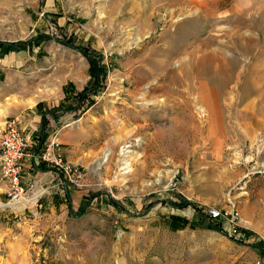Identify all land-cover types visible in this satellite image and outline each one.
<instances>
[{
  "label": "rangeland",
  "instance_id": "obj_1",
  "mask_svg": "<svg viewBox=\"0 0 264 264\" xmlns=\"http://www.w3.org/2000/svg\"><path fill=\"white\" fill-rule=\"evenodd\" d=\"M232 18L263 54L264 0H0L1 41L38 37L0 54V128L20 116L39 132L46 110L36 101L77 105L90 63L62 40L102 53L108 68L90 108L46 115L48 137L59 134L88 185H69L68 199L39 173L31 198L12 202L0 163V264H264L255 247L264 243V122L252 106L253 54H238L246 68L230 83L224 124L213 125L208 61L215 42L229 40ZM209 207L229 214L219 219L225 232L233 221L240 234L210 228L218 222ZM172 219L182 230L168 229Z\"/></svg>",
  "mask_w": 264,
  "mask_h": 264
},
{
  "label": "built area",
  "instance_id": "obj_2",
  "mask_svg": "<svg viewBox=\"0 0 264 264\" xmlns=\"http://www.w3.org/2000/svg\"><path fill=\"white\" fill-rule=\"evenodd\" d=\"M41 162L53 167L54 174L63 184L65 192L69 185L76 187L88 185L85 170L64 159L62 142L57 132L50 135L43 147L37 150V139L24 128L21 117L13 116L7 119L0 128V163L12 202L31 198L30 192L36 189V182L25 180L26 170L34 163ZM207 213L213 220L229 215L217 207H209ZM227 232L231 237L240 234L237 224L233 225V221Z\"/></svg>",
  "mask_w": 264,
  "mask_h": 264
},
{
  "label": "bare ground",
  "instance_id": "obj_3",
  "mask_svg": "<svg viewBox=\"0 0 264 264\" xmlns=\"http://www.w3.org/2000/svg\"><path fill=\"white\" fill-rule=\"evenodd\" d=\"M244 27H245L244 23L240 22L238 19L232 18L227 36V38L229 37V40L222 45H220L218 41H216L215 43L218 44L217 47H215L214 50H210V59L208 61L207 70L210 71L209 83L211 86L210 87V92H211L210 99L212 100L211 109L216 116L215 118H217L214 119L213 125L224 124V121L226 119L225 111L229 112L231 107L230 94L233 91L229 92L230 83L232 81H235L236 78L239 79L242 72L244 71V68H246L244 65V60L242 59V57H239L238 54H241V56H245L246 54L254 55L255 54L254 52L256 51V50H251L255 47V43L253 41H251L250 44L246 45L244 41L245 36L244 33L242 32ZM224 49H228V50H224ZM262 51L263 50H257L258 55L257 54L254 55L256 62L253 63V68L256 70V76L254 77L256 85L254 88H252L254 89V91H252V94L256 95V99L254 100V104L252 106L254 112L255 113L257 112V114L261 116V118L258 119L259 123L264 122L263 119L264 118V53L260 54ZM226 52L233 54V57L230 58L226 54ZM246 90H247V94H245L246 95L245 98L250 96V94H248L249 89H246L245 86H243V89L241 88V92L244 91L245 93ZM244 93L241 95H244ZM240 99L242 100L244 98H240ZM250 109L251 108H249V110ZM203 111L207 112L206 109H203ZM108 155L109 152L105 153V158Z\"/></svg>",
  "mask_w": 264,
  "mask_h": 264
},
{
  "label": "trees",
  "instance_id": "obj_4",
  "mask_svg": "<svg viewBox=\"0 0 264 264\" xmlns=\"http://www.w3.org/2000/svg\"><path fill=\"white\" fill-rule=\"evenodd\" d=\"M37 39H38V37L36 36V37H33L31 40L26 41V42L22 41V40L14 41V42H12V41H1L0 40V54L1 53L2 54H9L12 51H20V50H23L26 48H32L33 46H35L34 41ZM39 40H41V39H39ZM39 40H38V42H39ZM62 42L67 46H71V47L79 50L82 54H84L87 57V59L90 63L89 73L91 76V81L81 91L75 92L74 97H75V100L77 101L76 106H73L71 103H67L68 100L64 101V102H59L58 104H55L49 108L47 107V104L44 101H40L36 105L37 110H40L41 112H43L44 108H45L44 110H46V112H43V114H41L42 115V117H41L42 127H41L40 131L37 132L35 135V137L37 139V150H39L40 148L43 147V145L45 144V141L47 140V137H48L47 125L49 123V120H47V119H49V118H46L47 117L46 115L51 114L55 120H59L60 114H58V111L61 109L63 112L78 111V110H81V112L86 111L93 104H95L96 100H95L94 96H96L104 88L105 81H106L107 74H108V68H107L106 64L104 63V56L102 53L93 52L92 49L86 45H75L69 40H62ZM3 78H4V75H2V79ZM67 93H68V95L66 96V99L71 98V97H68L70 95L69 94L70 91H67ZM36 170L48 171V170H53V167L48 165L45 162H41L40 164L36 165ZM66 195L69 199L70 198L69 188L66 190ZM112 204L115 207H117L118 209H122V208H119V206H118L119 203L117 201L113 200ZM191 204L192 203L188 200H186L183 204H176L175 203V205L179 206V207H185V206H188ZM81 207H85V206H81ZM84 210L85 209L82 208L81 211L77 215L78 216L82 215L85 212ZM207 215H208V213H207ZM213 221L218 222V223L213 224L210 222V224H209L210 228L215 227L220 232L228 235L227 232L224 231V227H223L221 220L217 219V220H213ZM241 231L243 234V238H241L239 240H240V242H245L252 235V231H250L249 229L244 228V227L241 228ZM235 240H236V238H235ZM255 247L259 248L260 251H262V253L264 254V243H256Z\"/></svg>",
  "mask_w": 264,
  "mask_h": 264
},
{
  "label": "crops",
  "instance_id": "obj_5",
  "mask_svg": "<svg viewBox=\"0 0 264 264\" xmlns=\"http://www.w3.org/2000/svg\"><path fill=\"white\" fill-rule=\"evenodd\" d=\"M10 53H11V52H10ZM58 101H59V100H58ZM58 101H57V102H58ZM59 102H60V101H59ZM35 103L38 104L39 102L36 101ZM55 103H56V101H55ZM33 127H34V128H32V129H27V130H30L29 132L32 133V134H34V136H35L36 134H35L34 132H37L36 130H37L38 128H37V125H34ZM36 165H38V164L34 163L33 166H31L29 169L26 170L25 180H26L27 182H36V189H37V184H38V182H37V180H36V178H37L36 176H37L39 173H42V176L40 177V180H41L42 182H46V181H50V182H52V181L56 180V181L59 183V180H58L57 176L54 174V171H53V170H48V171H40V170H36ZM37 172H38V173H37ZM40 180H39V181H40ZM36 189H35V190H36ZM35 195H36V193H35ZM37 197H38V195H37ZM37 197H36V199H37ZM159 213H161V214H160L161 216H163V215L166 214L165 212H163V210H160ZM171 214H172V215H175V216L183 215V213H179V212H175V211H174V212H171ZM171 214H170V215H171ZM160 215H159V216H160ZM165 216H166V217H165ZM165 216H163L162 219L166 221V219L169 218V217H168L167 215H165ZM159 218H161V217L154 218V219L157 220V219H159ZM181 225H182V221H180V220H178V219H174V220L172 219V220H169L168 229L179 231V230H182V229H180ZM250 230H251V229H250ZM251 236H252V235H251ZM251 236H250V238H251ZM250 238L247 240V242L250 241Z\"/></svg>",
  "mask_w": 264,
  "mask_h": 264
}]
</instances>
